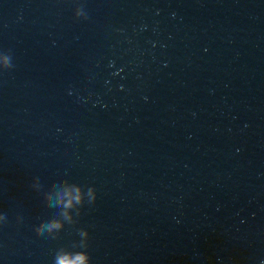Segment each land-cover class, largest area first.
I'll return each instance as SVG.
<instances>
[{
	"label": "water",
	"instance_id": "1",
	"mask_svg": "<svg viewBox=\"0 0 264 264\" xmlns=\"http://www.w3.org/2000/svg\"><path fill=\"white\" fill-rule=\"evenodd\" d=\"M264 264V0H0V264Z\"/></svg>",
	"mask_w": 264,
	"mask_h": 264
},
{
	"label": "clouds",
	"instance_id": "2",
	"mask_svg": "<svg viewBox=\"0 0 264 264\" xmlns=\"http://www.w3.org/2000/svg\"><path fill=\"white\" fill-rule=\"evenodd\" d=\"M84 259L83 256L76 257L75 261H69L66 258H62L60 264H83Z\"/></svg>",
	"mask_w": 264,
	"mask_h": 264
}]
</instances>
